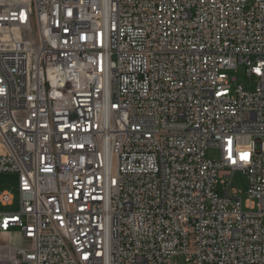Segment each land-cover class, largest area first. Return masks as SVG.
<instances>
[{"label": "built area", "instance_id": "built-area-1", "mask_svg": "<svg viewBox=\"0 0 264 264\" xmlns=\"http://www.w3.org/2000/svg\"><path fill=\"white\" fill-rule=\"evenodd\" d=\"M0 148V264H264V0H0Z\"/></svg>", "mask_w": 264, "mask_h": 264}, {"label": "rangeland", "instance_id": "rangeland-1", "mask_svg": "<svg viewBox=\"0 0 264 264\" xmlns=\"http://www.w3.org/2000/svg\"><path fill=\"white\" fill-rule=\"evenodd\" d=\"M225 74L227 75L229 81L232 83V86L241 85L247 91H252L254 89L255 83L251 81L249 77L247 76L245 66L239 65L236 69L226 71ZM233 79H235L234 82H233ZM1 152H2V149L0 148V153ZM219 157H220V154L217 149H208L205 151V158L207 160L217 161ZM16 188H17V177L15 175H11V174H1L0 175V193L3 191H10L13 194H15ZM230 188L236 192L237 196L242 201H244L247 198L246 191L248 189V183H247L246 177L241 172H236L233 175ZM16 208L17 206L15 203L13 206L3 208V209L0 208V211L11 212V211H15ZM263 223H264V220H263ZM16 231H17L16 229H12L11 233L13 234ZM7 244H9L7 243V241L4 242V247ZM17 246H23V244L19 242ZM6 255H7L6 252L1 251L0 259L5 261Z\"/></svg>", "mask_w": 264, "mask_h": 264}, {"label": "crops", "instance_id": "crops-1", "mask_svg": "<svg viewBox=\"0 0 264 264\" xmlns=\"http://www.w3.org/2000/svg\"><path fill=\"white\" fill-rule=\"evenodd\" d=\"M0 208L3 209V208H7V207L0 206ZM0 212H2V211H0ZM6 241L9 244H7L5 247L10 246V247H13L16 249H26L30 246V243L22 237L21 233L18 230L13 234L10 231L9 233H5V234L1 235L0 245L3 249L5 248L4 242H6ZM19 242H21L23 244V246H17L19 244ZM3 252H5V251H3Z\"/></svg>", "mask_w": 264, "mask_h": 264}]
</instances>
